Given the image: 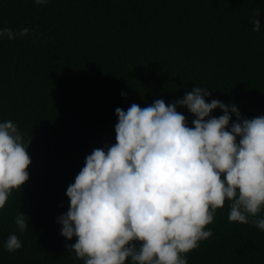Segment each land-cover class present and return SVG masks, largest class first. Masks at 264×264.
Wrapping results in <instances>:
<instances>
[{
    "label": "trees",
    "instance_id": "trees-1",
    "mask_svg": "<svg viewBox=\"0 0 264 264\" xmlns=\"http://www.w3.org/2000/svg\"><path fill=\"white\" fill-rule=\"evenodd\" d=\"M3 25L29 29L0 38V120L28 140L30 163L0 209V264H83L69 255L65 243L76 237L62 236L56 217L85 155L115 143V107L168 104L198 85L209 88L206 102L264 114V0H0ZM175 107L192 126L194 114ZM228 209L226 199L205 226L210 236L184 253L187 264H264V230L229 221ZM18 211L27 216L23 232ZM13 231L22 246L9 252Z\"/></svg>",
    "mask_w": 264,
    "mask_h": 264
},
{
    "label": "clouds",
    "instance_id": "clouds-1",
    "mask_svg": "<svg viewBox=\"0 0 264 264\" xmlns=\"http://www.w3.org/2000/svg\"><path fill=\"white\" fill-rule=\"evenodd\" d=\"M249 21L260 29L257 13ZM27 32L0 26V38ZM208 89L195 85L168 104L115 107V143L85 155L56 217L60 234L76 237L65 243L69 255L83 264H187L184 253L210 236L205 226L226 199L229 221L264 230V114L242 117L235 103L206 102ZM177 104L194 114L192 126ZM216 107L222 114L210 115ZM27 143L16 123L0 120V209L28 178ZM26 218L13 217L20 232ZM21 246L15 231L3 244L9 252Z\"/></svg>",
    "mask_w": 264,
    "mask_h": 264
}]
</instances>
